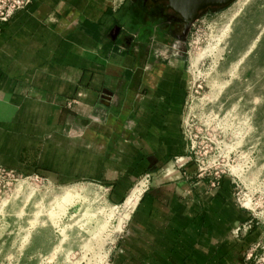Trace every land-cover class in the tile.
Returning a JSON list of instances; mask_svg holds the SVG:
<instances>
[{"label": "crops", "instance_id": "0c3cea01", "mask_svg": "<svg viewBox=\"0 0 264 264\" xmlns=\"http://www.w3.org/2000/svg\"><path fill=\"white\" fill-rule=\"evenodd\" d=\"M189 34L151 0H31L0 23V169L114 205L136 192L112 264H243L252 242L183 136Z\"/></svg>", "mask_w": 264, "mask_h": 264}, {"label": "rangeland", "instance_id": "374dc122", "mask_svg": "<svg viewBox=\"0 0 264 264\" xmlns=\"http://www.w3.org/2000/svg\"><path fill=\"white\" fill-rule=\"evenodd\" d=\"M182 47L189 155L201 179L234 181L252 221L243 264H264V0L203 11ZM112 207L96 185L0 172V264H112L123 212Z\"/></svg>", "mask_w": 264, "mask_h": 264}, {"label": "water", "instance_id": "95a60500", "mask_svg": "<svg viewBox=\"0 0 264 264\" xmlns=\"http://www.w3.org/2000/svg\"><path fill=\"white\" fill-rule=\"evenodd\" d=\"M235 0H152L153 3L167 2V8L181 16L185 32L199 18V13L209 9H221Z\"/></svg>", "mask_w": 264, "mask_h": 264}, {"label": "built area", "instance_id": "2783aa9c", "mask_svg": "<svg viewBox=\"0 0 264 264\" xmlns=\"http://www.w3.org/2000/svg\"><path fill=\"white\" fill-rule=\"evenodd\" d=\"M119 0H115L117 3ZM31 0H16L11 3H4L3 5H0V23H7L9 20L19 11H22L26 9V7L29 5ZM201 172V168L199 169ZM0 172H8L6 170L0 169ZM11 173V172H10ZM201 175V174H200ZM148 180V179H146ZM146 183L148 181H145ZM234 183V181H232ZM220 184L219 180H214L213 182L209 183V186L211 188H215ZM252 221L244 223L241 225L238 229L237 232L239 233V236L245 237L247 233L251 230L252 228Z\"/></svg>", "mask_w": 264, "mask_h": 264}, {"label": "bare ground", "instance_id": "6f19581e", "mask_svg": "<svg viewBox=\"0 0 264 264\" xmlns=\"http://www.w3.org/2000/svg\"><path fill=\"white\" fill-rule=\"evenodd\" d=\"M142 186V189L144 190L145 189V187H146V182L145 181H142V182H140V184L138 185V186ZM73 192V191H72ZM71 193V192H70ZM66 194V193H65ZM67 195V194H66ZM69 196H71V195H69ZM138 197V196H137ZM135 199H136V192L135 193H133V195L132 196H130L128 199H126L121 205H114V204H112L113 205V211H116V210H118V209H121L122 208V210H123V212H122V216H121V226H120V232L123 230V227H124V225H125V223H126V221H127V219H128V217H129V215H130V212H131V210H132V208H131V206H134L133 205V203L135 204ZM128 208V209H127ZM130 208V209H129Z\"/></svg>", "mask_w": 264, "mask_h": 264}, {"label": "flooded vegetation", "instance_id": "af4514ba", "mask_svg": "<svg viewBox=\"0 0 264 264\" xmlns=\"http://www.w3.org/2000/svg\"><path fill=\"white\" fill-rule=\"evenodd\" d=\"M141 1H142V2L144 1V3L147 5V4L149 3L150 0H141ZM151 1H152V0H151ZM160 3H165L166 5H168L167 2H160ZM170 11L173 13V15H174L175 18L179 19L182 23H184V21H183V19L181 18V16H179V15L176 14V13H174L172 10H170ZM201 13H202V12L199 13V18H198L194 23H196V22L200 19V17H201ZM194 23H193V25H194ZM191 28H192V26H191ZM191 28H190V31H191Z\"/></svg>", "mask_w": 264, "mask_h": 264}]
</instances>
